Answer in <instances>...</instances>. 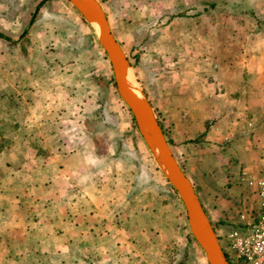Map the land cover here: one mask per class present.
Returning a JSON list of instances; mask_svg holds the SVG:
<instances>
[{
  "label": "crops",
  "instance_id": "0c3cea01",
  "mask_svg": "<svg viewBox=\"0 0 264 264\" xmlns=\"http://www.w3.org/2000/svg\"><path fill=\"white\" fill-rule=\"evenodd\" d=\"M203 2L213 8L203 13L211 50L228 54L213 61L212 77L175 82L169 95L163 87L161 100L171 113L172 152L184 144L182 170L212 224L201 198L207 184L201 193L195 181L215 172L224 183L228 171L216 164L238 160L245 146L257 147L253 160L264 164V138L245 135L264 129V60L244 57L243 36L254 34L244 23L253 18ZM0 31L13 42L1 49L0 68L9 54L14 65L0 79V264H157L142 248L175 242L180 199L168 181L172 188L163 187L133 129L90 24L69 0H0ZM101 66L110 71L106 83Z\"/></svg>",
  "mask_w": 264,
  "mask_h": 264
},
{
  "label": "rangeland",
  "instance_id": "374dc122",
  "mask_svg": "<svg viewBox=\"0 0 264 264\" xmlns=\"http://www.w3.org/2000/svg\"><path fill=\"white\" fill-rule=\"evenodd\" d=\"M98 1L105 10L115 38L122 46L129 60L134 62V66H132L137 83L151 102L154 113L161 127L165 130L166 139L171 141V113L164 110L167 100H161V97H163L162 88H166L167 95H169L174 90L175 82L183 81L184 79L187 81L188 78H194L193 75L204 78L212 77L211 73L217 70V67H214L216 60H219L217 58L223 59L222 56L228 54V52H222L220 55L211 50V47H215V45L210 42L211 38H208V33L205 31L207 18L203 13L213 8L210 9L209 4H205L203 0H197L196 3H193V0ZM219 1L218 5H216L217 8L214 7L216 11L221 9L242 14L249 19L253 18L252 25L251 23H244L251 28V32H254L253 36L247 33L243 36L244 57L247 59L263 55L264 60V2L253 4L251 0ZM200 15L202 16L200 17ZM169 16L170 19H175V22L171 23L170 19H167ZM68 18L71 23L72 17L69 15ZM184 27L186 29L185 32ZM2 34L4 37H0V64L3 59L1 57V49L3 51L10 50L13 45L12 39L10 37L5 38L8 36L5 33ZM74 41L75 43L77 42L75 39ZM24 43L22 41L20 44L23 45ZM100 49V56L103 59H107L105 52H103L101 47ZM34 56L33 59L36 60L39 58L36 56L41 55L35 53ZM4 63L5 67L0 68V79L2 74L7 77L6 73H8L10 76L14 68V65L11 64L10 54L6 56ZM100 75L101 80L106 83L105 77L110 75V71L101 66ZM0 84L2 83L0 82ZM105 88L106 96V85ZM0 134L3 135L5 133ZM256 134L258 138H254ZM245 135L251 138L250 142L253 143L256 138L257 140L260 137L264 138V129H261V136H259V133L252 131L245 133ZM183 146L184 144L182 145V143L180 145L175 144V158H177L181 168L188 171V164L185 159L187 150ZM241 150L243 151L242 157L234 162L232 161V164H224L222 160H220L219 164L215 162L221 171H228V179L224 183L221 179L222 176L219 177L221 174L215 172L211 173L207 180L200 179L195 181L196 188L201 193L203 189L200 184L203 182L207 184L206 195H201V198L205 202L206 207L208 204L209 216L212 219L215 232L217 235L219 234L218 238L222 237L221 247H223L224 251L227 246L225 232L238 225L237 216L239 213L250 211L259 202L257 196L253 195L248 187L240 183L239 176L241 172L245 171L254 177H259L263 173L261 170L264 169V164L261 165L262 169L260 170L256 166V161L253 160V158H256L252 152L257 154V147L245 146ZM102 151L103 149L100 150V153ZM233 166L235 168L231 170ZM219 167L216 169L218 170ZM225 167L226 169H224ZM254 167H257V169ZM149 170L151 171L152 168ZM164 183L163 187L167 190L169 184L165 176ZM172 193L171 195L175 197V194ZM164 203L171 205L169 198H166ZM246 215L248 216V212H246ZM185 219L184 207L180 201V220L177 226L178 231L175 242L165 245H158V243L147 244L145 249L142 248V253L146 255L144 256L146 262L157 259V264H170L171 262H176L183 253H188L189 263L207 264L203 251L191 236L187 223L183 222ZM230 221L231 223H229ZM153 225V227H156V222H153ZM150 230L152 235L155 230L153 228ZM150 239L153 240L152 237ZM229 259H231V261L229 260L230 263L234 264L230 256Z\"/></svg>",
  "mask_w": 264,
  "mask_h": 264
},
{
  "label": "water",
  "instance_id": "95a60500",
  "mask_svg": "<svg viewBox=\"0 0 264 264\" xmlns=\"http://www.w3.org/2000/svg\"><path fill=\"white\" fill-rule=\"evenodd\" d=\"M69 2L92 27L110 63L116 92L130 110L137 130L157 166L179 196L190 234L203 251L207 264H230L192 182L175 158L149 99L137 83L133 66L115 38L103 6L98 0Z\"/></svg>",
  "mask_w": 264,
  "mask_h": 264
},
{
  "label": "built area",
  "instance_id": "2783aa9c",
  "mask_svg": "<svg viewBox=\"0 0 264 264\" xmlns=\"http://www.w3.org/2000/svg\"><path fill=\"white\" fill-rule=\"evenodd\" d=\"M239 181L257 196L259 202L246 211L248 216L246 212L239 213L238 225L225 232L227 246L224 253L234 264H264V175L254 177L243 171Z\"/></svg>",
  "mask_w": 264,
  "mask_h": 264
},
{
  "label": "trees",
  "instance_id": "16d2710c",
  "mask_svg": "<svg viewBox=\"0 0 264 264\" xmlns=\"http://www.w3.org/2000/svg\"><path fill=\"white\" fill-rule=\"evenodd\" d=\"M211 6L213 7L214 6V4L212 3L211 4ZM0 37H4V35L0 32ZM5 38H9V37H5ZM132 63V65L134 66V62H131ZM110 82L112 83V85L115 87V84H114V81H113V78H112V76H111V78H110ZM131 124H132V127H133V129H135V122H134V119L133 118H131ZM162 130H163V128H162ZM163 133H164V135H165V132H164V130H163ZM168 141V143H169V145H172V143H171V141L170 140H167ZM170 186V185H169ZM171 187V186H170ZM172 188V187H171ZM173 189V188H172ZM173 191H174V193H176V191L173 189ZM229 223H231V221L229 222ZM222 237H220V239H221ZM225 256H226V258H227V260H229L228 259V255L225 253ZM170 264H192V263H189V255H188V253H183L182 255H181V257L179 258V259H177V261L176 262H171Z\"/></svg>",
  "mask_w": 264,
  "mask_h": 264
},
{
  "label": "flooded vegetation",
  "instance_id": "af4514ba",
  "mask_svg": "<svg viewBox=\"0 0 264 264\" xmlns=\"http://www.w3.org/2000/svg\"><path fill=\"white\" fill-rule=\"evenodd\" d=\"M224 252V251H223Z\"/></svg>",
  "mask_w": 264,
  "mask_h": 264
}]
</instances>
